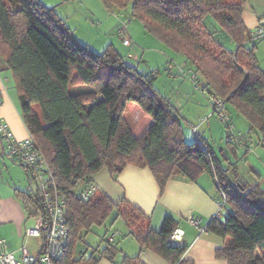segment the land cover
Instances as JSON below:
<instances>
[{"label": "trees", "instance_id": "16d2710c", "mask_svg": "<svg viewBox=\"0 0 264 264\" xmlns=\"http://www.w3.org/2000/svg\"><path fill=\"white\" fill-rule=\"evenodd\" d=\"M103 1L109 9L121 10L127 28L129 16L140 19L149 33L184 55L193 73L203 79V88L225 98L226 107L229 104L242 114L264 147V70L256 44L253 40L249 44L250 32L242 16L247 0ZM209 18L217 25L210 27ZM222 32L234 41V50L217 37ZM0 59L13 74L22 118L49 163L58 191L66 197L69 245L57 264H99L103 256L114 260L117 253L110 245L99 258L74 255L84 233L104 224L114 211L142 247L174 256V264H193L182 259L186 245L170 241L178 226L173 218L166 217L156 231L149 217L125 198L114 202L94 190L85 200L75 191L103 168L116 175L129 164L149 168L161 191L175 176L196 181L210 173L218 192L226 196L225 207L231 208L225 221L214 218L206 228L228 239L217 255L228 264H264V256L258 255L259 250L264 253V187L241 181L237 164L228 156L223 162L205 142L185 140L180 113L154 88L153 73L138 70L139 58L131 65L113 45L98 53L81 44L55 7L43 0H0ZM131 103L153 121L138 138L125 117ZM228 136L229 131L227 144L233 153L244 148ZM17 195L29 216L36 217L43 209L36 187ZM122 263L145 264L139 255L123 256Z\"/></svg>", "mask_w": 264, "mask_h": 264}, {"label": "crops", "instance_id": "0c3cea01", "mask_svg": "<svg viewBox=\"0 0 264 264\" xmlns=\"http://www.w3.org/2000/svg\"><path fill=\"white\" fill-rule=\"evenodd\" d=\"M242 16L250 32L249 44L253 42L256 44L259 64L264 70L261 63H264V38L253 39V32L259 19L264 16V0H247ZM136 57L138 58V55ZM0 60V119L9 126L18 139H24L31 134L21 115L15 80L5 61ZM175 64V62H171L170 67L175 68ZM183 68L186 67L183 66ZM190 69H194V67L191 65ZM203 101V99L199 101L200 105ZM132 105L134 114L130 115L128 124L134 136L138 138L147 131L153 121L142 115V111H138V107L134 103ZM209 117L210 115L206 119ZM196 127L198 129V126ZM241 137L239 138L241 141L252 142V150L248 151L245 148H238V150L243 151L242 156L249 163L251 171L259 177H263L261 178L263 182L264 147L260 143L259 134L253 130ZM198 140L202 142L200 137ZM239 147L243 146L239 145ZM1 148L0 142V203L2 205L0 239L6 240L8 250L18 252V249L24 244L33 253L34 248L31 250L28 247L27 238L34 237H25L24 235L25 229L31 227L28 222L33 217L28 215V211L17 193L20 191L30 192L35 187H32L33 181L25 168L22 166L24 170L20 169L21 165L4 155ZM248 154L253 155L254 160H250ZM224 165L227 166V163ZM216 182L208 172L202 174L196 181H190L188 178L178 175L171 178L165 189L161 191L149 168L129 164L116 175H111L108 168L105 167L93 174L89 180L79 183L75 191H81L93 185L95 190H100L114 202L125 198L149 217L151 226L156 231L161 229L166 217H171L178 223L177 227L184 231L182 241L174 242L187 247L182 259L191 261L193 264H228L226 258L217 255V250L223 247L228 239L225 240L206 229L214 218L219 217L220 220L225 221L229 214V210H225L224 206L220 215L216 217L220 208L218 200L221 197ZM261 185L264 187V183ZM113 214L116 215V211ZM190 216L200 220V227H196L188 221ZM119 219L121 218H115L114 222ZM123 224L126 227L124 221ZM128 235L131 236L127 237L130 240L119 241V243L116 242V232L112 235V241L109 240L112 236L107 238V245L114 247L112 251H114V255L117 254L114 260L105 256L101 257L99 264H123V256L133 257L136 255H139L140 260L145 264H174L172 262L174 256L164 257L152 248L142 247L131 231L128 232ZM39 247L37 244L35 250L39 251ZM80 254L78 255L76 246L74 255L78 257ZM262 255L264 256L263 252Z\"/></svg>", "mask_w": 264, "mask_h": 264}, {"label": "rangeland", "instance_id": "374dc122", "mask_svg": "<svg viewBox=\"0 0 264 264\" xmlns=\"http://www.w3.org/2000/svg\"><path fill=\"white\" fill-rule=\"evenodd\" d=\"M236 1L223 0L226 3ZM43 2L50 7H55L59 15L73 29L76 40L81 44L88 45L98 53L104 52L109 46L113 45L125 58L130 52L134 53L135 56L138 55V62L136 60L139 64L138 70L145 74L153 73L155 76L152 83L154 88L169 99L170 102L172 101L171 104L180 113L184 126L185 140L187 142H196L200 137L210 151L219 159L221 158L223 162H225L224 156H228L232 162L237 164L239 178L245 184L253 186L262 182L261 178L263 177H259L255 172L251 171L249 163L242 156L243 151L238 150L237 153H233L231 146L227 144L228 131L226 123L217 113L206 119L211 114V107L208 96L202 91L204 81L199 74L196 80L192 78L191 75H194V73L192 69L190 70L191 65L184 55L178 54L169 46H166L145 29L140 19L132 16H129L131 20L128 32L132 35L133 44L126 45L118 31L125 23L121 10L119 8L109 9L103 0H43ZM213 23L216 24L212 18L207 20V24L210 27ZM217 37L229 50L236 48L234 41L225 32L217 34ZM187 51L193 57L196 56L190 48ZM171 62L176 63L175 68L170 67ZM261 63L264 67V63ZM183 66L186 68H183ZM198 84H200V87ZM85 88V90L89 89L88 87ZM217 96L220 99H224L225 102L227 101L225 98ZM201 99L204 101L200 105L199 101ZM134 105L138 107V111H142L137 104L134 103ZM133 107L131 103L125 112L127 123L130 115L134 114L132 111ZM227 112L232 118L234 125H236L234 130L237 137L242 138L241 136L250 133V124L242 114L229 104L227 105ZM142 115L148 117L144 113ZM148 119L152 121L151 117H148ZM193 125L198 126L196 134H194ZM248 157L250 160H254L253 155L248 154ZM257 162L260 161L257 160ZM19 167L24 170L22 166ZM34 186L35 184L32 182V187L34 188ZM227 209L230 212L231 208L229 205L226 206L225 210ZM115 218H118L117 213L116 215L112 213L104 224L94 225L90 231L85 232L83 240L77 244L78 255L83 253L84 258H90L91 256L99 258L103 252L102 250L107 245V238L115 234V232L117 233L116 242L130 240L127 237L131 229L127 226L125 227L121 219L114 222ZM28 223L30 226H34L36 218H30ZM134 238L136 239L135 236ZM27 239L28 247L31 250L34 248L32 251L37 254L39 251H36L35 247L37 244L40 246L43 243V238L34 237ZM258 255H262V251L259 250Z\"/></svg>", "mask_w": 264, "mask_h": 264}, {"label": "built area", "instance_id": "2783aa9c", "mask_svg": "<svg viewBox=\"0 0 264 264\" xmlns=\"http://www.w3.org/2000/svg\"><path fill=\"white\" fill-rule=\"evenodd\" d=\"M127 30V23H124L120 33L122 35L124 34V43L126 45H132ZM261 38H264V16L260 17L258 25L253 32V39L259 40ZM136 60L137 57L132 52L128 53L126 58L128 63L135 65ZM191 76L194 80L197 79V75L194 74ZM202 91L208 96L210 101V116L217 113L228 125V140H234L238 145L251 151L252 146H249L245 141L236 139L234 125L228 115L224 99H220L216 93H212L206 88H202ZM193 131L195 134L197 133L196 126H193ZM0 141L2 146L1 150L4 155L12 158L28 172L30 179L35 184L43 207L35 217L36 224L26 228L24 232L25 237L43 238L39 252L37 254L32 253L24 244L18 249V252L8 250L6 240L0 239V264H57L62 262L69 245L66 197L58 191L53 173L43 151L31 135L24 139H18L9 126L1 119ZM87 180L85 179L84 181ZM94 190L95 186L92 185L77 192L82 199L87 200ZM220 195L221 197L218 200L220 208L216 217L220 215V211L226 203L225 194L220 191ZM1 212L2 205L0 203V216ZM188 221L192 225L200 227L199 219L190 216ZM183 234L184 231L176 227L170 236V241L173 243L181 242ZM109 240L112 241L113 236Z\"/></svg>", "mask_w": 264, "mask_h": 264}, {"label": "water", "instance_id": "95a60500", "mask_svg": "<svg viewBox=\"0 0 264 264\" xmlns=\"http://www.w3.org/2000/svg\"><path fill=\"white\" fill-rule=\"evenodd\" d=\"M1 142V141H0Z\"/></svg>", "mask_w": 264, "mask_h": 264}]
</instances>
